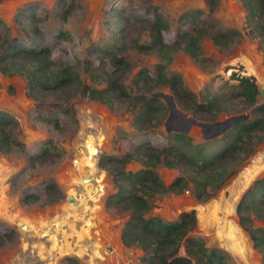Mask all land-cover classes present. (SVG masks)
<instances>
[{
	"label": "rangeland",
	"instance_id": "374dc122",
	"mask_svg": "<svg viewBox=\"0 0 264 264\" xmlns=\"http://www.w3.org/2000/svg\"><path fill=\"white\" fill-rule=\"evenodd\" d=\"M28 1L39 3L37 26L55 62L75 64L87 55L93 42L114 49L130 63L123 77L129 89L133 88V77L140 67L151 68L154 63L164 62L159 54L131 47L133 40H149L143 20L151 17L153 7L169 23V29L162 32L166 41L174 38L182 12L192 8L206 10L203 0H65L72 7L61 18L53 12L56 0H0V19L9 27L10 34L22 36L14 15ZM246 12L240 0H219L212 17L220 27L238 30V35L226 47H220L202 34L198 59L179 48L170 53L164 72L179 74L196 100L203 101L207 92H214L234 103L238 113L252 118L255 114L242 98L230 96V92L237 91L236 79L230 76L234 72L253 76L258 86L256 103L264 100V37L250 32L253 26ZM59 31L68 37L57 35ZM25 39L35 43L29 36ZM79 72L90 86L104 85L91 82L81 68ZM155 92L169 94L167 86L157 87ZM41 100L44 117L36 115L34 100L26 94L24 77L0 72V109L15 119L10 130L24 146L0 152V234L11 235L0 244V264H59L65 256L75 257L80 264H140L144 255L141 248L137 244L126 246L120 240L127 212L105 204L106 195L113 191L110 163L99 165L98 159L102 154L119 155L143 140L160 146L168 131L181 127L183 117L202 121L203 116L174 102L175 116L167 120V108L158 125L138 131L131 124L133 111L121 102L108 107L79 95L66 102L51 93L42 94ZM231 114L221 112L216 119L222 121ZM53 117L56 125L47 119ZM188 132L193 141L202 137L194 124ZM251 134L254 146L249 152L241 151L234 172L209 197H196L189 181L181 192L150 197L149 212L166 220L176 218L182 210L193 209L196 223L192 233L200 236L205 245L222 248L228 264H263L248 234L238 225L235 212L243 191L264 169L262 140L257 138L261 133ZM42 144L46 154L30 163L29 154H36ZM81 158L85 161L82 165ZM139 167L137 160L125 164L130 170ZM155 169L164 183L177 174L176 169L161 164ZM46 180L54 182L60 194L49 203L44 200ZM26 193L38 197L30 201L24 199ZM254 223L261 224L257 220Z\"/></svg>",
	"mask_w": 264,
	"mask_h": 264
},
{
	"label": "trees",
	"instance_id": "16d2710c",
	"mask_svg": "<svg viewBox=\"0 0 264 264\" xmlns=\"http://www.w3.org/2000/svg\"><path fill=\"white\" fill-rule=\"evenodd\" d=\"M219 0H203L206 10L192 8L185 10L177 19L174 38L166 41L163 31L169 29L164 15L152 9L149 19H144L149 40H133L131 47L143 53H156L163 57V63H154L151 68L140 67L133 77V88L129 89L123 77L130 69L125 55L116 50L90 43L88 53L75 64L55 62L50 46L42 40L37 26L36 9L38 2L28 1L20 5L14 15L22 36L9 33V27L0 19V72L6 75L18 74L25 79L26 94L34 100V110L38 117H44L41 95L57 94L68 102L74 96H86L112 107L121 102L133 111L131 124L138 131L158 125L164 118L168 105L161 97L153 94L155 88L167 86L169 95L181 108L202 115V121H217L221 112L238 115L236 105L220 94L207 92L203 101L196 100L193 91L186 88L177 73L166 74L165 62L171 54L182 48L189 56L198 59L199 37L207 34L211 42L226 47L238 35L234 28H222L212 17ZM247 10L248 22L253 34L264 37V0H240ZM54 14L63 18L72 7L65 0H56ZM57 35L68 37L59 31ZM24 36V37H23ZM25 36L35 41L30 44ZM171 53V54H170ZM79 68L91 82L104 83L93 87L85 83ZM236 79V92L230 96H240L242 102L255 114L252 118L232 119L221 131L193 141L189 132L178 129L168 131L162 145H154L147 140L130 146L119 155L102 154L98 164L110 163L109 174L113 191L105 197V204L127 212L120 230L121 242L128 246L137 244L144 255L140 264H228L226 252L218 246H207L202 238L192 233L196 218L193 209L180 211L176 218L166 220L151 214L150 197L165 192L178 193L192 183L196 197L205 199L213 190L231 175L238 165L241 151L249 152L254 146L251 133L260 131L258 140L264 138V100L257 102L258 86L253 76L230 74ZM70 107V106H67ZM68 108L64 107V110ZM235 113V114H234ZM229 115V116H231ZM52 119L54 125L57 120ZM15 119L0 109V152L13 148L23 149V144L13 138L10 128ZM254 136V135H253ZM244 137V138H243ZM47 152L42 144L36 154H29L30 163ZM137 160L141 167L136 170L125 168L129 161ZM174 168L175 177L168 183L160 178L155 166ZM45 202H53L59 197V190L52 181L43 184ZM38 196L26 193L24 199L34 201ZM238 225L248 234L252 247L261 255L264 264V169L243 191L235 204ZM254 220L261 224H255ZM9 233L0 234V244L9 239ZM59 264H80L73 256H65Z\"/></svg>",
	"mask_w": 264,
	"mask_h": 264
},
{
	"label": "water",
	"instance_id": "95a60500",
	"mask_svg": "<svg viewBox=\"0 0 264 264\" xmlns=\"http://www.w3.org/2000/svg\"><path fill=\"white\" fill-rule=\"evenodd\" d=\"M154 95L159 96L164 99L165 103L168 105L169 108V115L167 116V120L171 117L175 116V104L172 97L169 94H165L163 92H153ZM264 94V91H263ZM244 114L238 115H231L226 117L224 120L220 121H213V122H206V121H198L192 116L183 117V121L180 122L181 127L176 128L178 130L188 132V129L192 124L199 127V130L202 134V137H209L212 136L219 131H221L232 119L236 117H242ZM262 225L264 226V221H262Z\"/></svg>",
	"mask_w": 264,
	"mask_h": 264
},
{
	"label": "built area",
	"instance_id": "2783aa9c",
	"mask_svg": "<svg viewBox=\"0 0 264 264\" xmlns=\"http://www.w3.org/2000/svg\"><path fill=\"white\" fill-rule=\"evenodd\" d=\"M261 154H263L264 153V138H263V140H262V147H261ZM261 154L259 153L258 154V157H260L261 156Z\"/></svg>",
	"mask_w": 264,
	"mask_h": 264
},
{
	"label": "bare ground",
	"instance_id": "6f19581e",
	"mask_svg": "<svg viewBox=\"0 0 264 264\" xmlns=\"http://www.w3.org/2000/svg\"><path fill=\"white\" fill-rule=\"evenodd\" d=\"M88 154H89V153H88ZM88 154H87V155H88ZM85 156H86V155H85ZM83 162H85V161H84V158H81V162H80V164H81V165L84 164ZM85 164H86V163H85Z\"/></svg>",
	"mask_w": 264,
	"mask_h": 264
},
{
	"label": "crops",
	"instance_id": "0c3cea01",
	"mask_svg": "<svg viewBox=\"0 0 264 264\" xmlns=\"http://www.w3.org/2000/svg\"><path fill=\"white\" fill-rule=\"evenodd\" d=\"M85 181H86V179H85Z\"/></svg>",
	"mask_w": 264,
	"mask_h": 264
}]
</instances>
